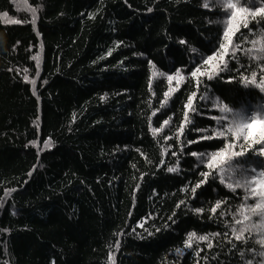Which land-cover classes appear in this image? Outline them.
Instances as JSON below:
<instances>
[{
	"label": "trees",
	"instance_id": "trees-1",
	"mask_svg": "<svg viewBox=\"0 0 264 264\" xmlns=\"http://www.w3.org/2000/svg\"><path fill=\"white\" fill-rule=\"evenodd\" d=\"M208 2L0 0V264H264V0Z\"/></svg>",
	"mask_w": 264,
	"mask_h": 264
},
{
	"label": "snow or ice",
	"instance_id": "snow-or-ice-1",
	"mask_svg": "<svg viewBox=\"0 0 264 264\" xmlns=\"http://www.w3.org/2000/svg\"><path fill=\"white\" fill-rule=\"evenodd\" d=\"M241 2L243 4L248 5L249 7H252V8L257 7V4H258V0H241ZM211 3L215 4V5L219 6V7H222V8H226V9H235L236 8V4L231 3V2H226V0H211ZM209 6H210V4H209L208 0H205L204 7L205 8H209ZM241 11L242 12H246L247 9H243L242 8ZM32 12H33V23H35V9H32ZM259 12L264 14V8H259ZM224 15L225 16H230L231 18H235L237 16V12L233 11V12L229 13V12L225 11ZM252 15L254 16V15H256V13H252ZM8 22L9 23H19L20 21L11 20V21H8ZM226 24H227L226 30L223 31V39H224L225 43H220L218 45V47L223 51V53L225 55L228 52V46L232 42V36L234 35V32L238 31V27L237 28H233L232 19H229L226 22ZM244 27H247V21L244 22ZM181 43H183V41H181ZM193 51H196V49H193ZM32 59L36 60L37 64H39V57L38 56H34V57H32ZM212 59H214V57L210 56L204 62L208 63ZM221 59H223V56H221ZM176 74H177V76H179V71H177ZM196 74L197 73L195 71L192 72L193 76H195ZM152 75L155 77L157 75H163V73H157V71L155 70V66H153ZM24 79H25L26 82H28V77L27 76H25ZM172 79H173V77L171 75H169L168 76V80L171 81ZM209 79H211V76H209ZM31 83L33 85V94L35 95V84H36V81L32 80ZM165 96H167V93H165ZM191 104H192V100H191V98H189L188 106H191ZM219 110H220V112L227 113V112H229L230 109L227 106H221ZM244 120H245V117L241 116L239 118L238 122L236 123L235 128L229 127L227 129V131L229 133H235L236 135H239L240 131L242 129H244L245 127H247L248 129H251V128L254 127V125H255V117H250L249 118V122L247 124H245ZM164 123L167 124L168 121L165 120ZM157 131H159V129H153V135H155ZM260 131H261V135L264 136V122H261V130ZM216 135L222 137L224 135V133L223 132H219ZM249 135H251V133H249ZM210 138L211 137H205V139H210ZM46 146L50 147L51 145L50 144H46ZM191 155L192 156H196L197 154L195 152H193ZM234 155L238 156L240 154L239 153H235ZM223 156H224V152L223 151L212 153L211 154V161L208 163L207 167L208 168H212L214 163H215V161H216V158L217 157H223ZM201 162L203 163V161H201ZM220 162L223 163L224 162L223 159H221ZM235 163L238 165V167L243 168V166L239 163V161H236ZM167 170L169 172H176V171H178V168L172 167V168H168ZM245 171H246V169H245ZM202 175H205V177H206L208 174L207 173H203ZM223 180H224V177H221V182H223ZM235 184H236L237 188L242 186L240 181H236ZM199 186L200 185H197V187H199ZM227 187L229 189H232L233 191H235V189L233 188V184L232 183L227 184ZM244 187H247V185L245 184ZM192 191H193V193H195L196 188H193ZM252 195H259L261 199L259 200L258 203H256L254 208H250V209H248V211H250L252 215H258L260 217V223L259 224H245V223H243L242 220L236 219L235 223L236 224H241L242 226L239 228V230H237L235 227H233L232 228V232L235 235V239L240 240V239L244 238V233L245 232L252 231L253 229H255L262 237L260 239L259 243L264 245V191L256 192L255 190H253ZM245 200H247V197H245ZM181 203H183V201ZM220 207H221V202L217 201L215 206L211 209V211L213 213H215L216 210L218 208H220ZM196 211L197 212H201L202 209H196ZM238 215L242 216L244 218V220H248L249 219V216L245 215V207L243 205L238 209ZM194 240L208 241L209 240V236H207V235L197 236V234L195 232H191V233L188 234L187 240L185 242L186 246L191 247ZM208 247L211 248L212 244L209 243ZM255 255L256 256H260V257H264V250L256 252ZM241 256L243 257V253H241ZM244 264H251V261L250 260H246L244 262Z\"/></svg>",
	"mask_w": 264,
	"mask_h": 264
}]
</instances>
